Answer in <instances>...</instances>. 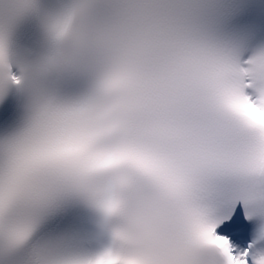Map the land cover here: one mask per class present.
<instances>
[{"label": "snow or ice", "instance_id": "6c2138e0", "mask_svg": "<svg viewBox=\"0 0 264 264\" xmlns=\"http://www.w3.org/2000/svg\"><path fill=\"white\" fill-rule=\"evenodd\" d=\"M0 264H264V0H0Z\"/></svg>", "mask_w": 264, "mask_h": 264}]
</instances>
